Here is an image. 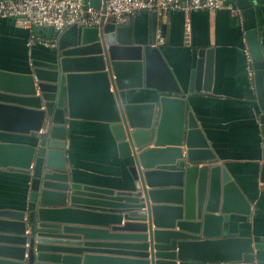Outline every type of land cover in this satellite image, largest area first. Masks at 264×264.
<instances>
[{
	"label": "water",
	"instance_id": "1",
	"mask_svg": "<svg viewBox=\"0 0 264 264\" xmlns=\"http://www.w3.org/2000/svg\"><path fill=\"white\" fill-rule=\"evenodd\" d=\"M87 1L98 9L105 0ZM237 3L264 136V37L254 2ZM54 32L49 58L31 60L28 72L0 69V132L26 140L0 141V169L28 177L22 208H0V264H264V242L224 232L225 217L248 215L250 204L186 106L185 95L200 94L202 52L185 91L154 23L145 43L103 18ZM140 90L150 100L132 101ZM69 119L107 125L130 187L72 181Z\"/></svg>",
	"mask_w": 264,
	"mask_h": 264
},
{
	"label": "crops",
	"instance_id": "2",
	"mask_svg": "<svg viewBox=\"0 0 264 264\" xmlns=\"http://www.w3.org/2000/svg\"><path fill=\"white\" fill-rule=\"evenodd\" d=\"M249 1L254 2L258 35L264 37V0ZM153 23L156 45L161 47L164 59L185 91L202 57L200 94L185 95L186 106L209 142L217 164L227 170L250 204L248 215L232 213L225 217L224 232L264 242V183L260 181L264 136L259 122L261 110L255 92L253 60L248 66L245 57L248 47L242 9L237 0H232L213 12L173 11L164 18L141 13L130 17L125 24L131 28L136 43H145ZM32 33L44 39L55 38L52 28H26L10 18H0V69L28 72L31 60L50 57L48 48L37 43L26 45ZM158 36L163 38L162 43H157ZM209 56L211 73L206 67ZM204 84L207 91L203 90ZM138 92L132 101L150 100L148 90ZM66 128V160L72 181L114 190L130 187L125 184L128 180L125 162L118 156L106 124L69 119ZM0 141L26 140L22 135L0 132ZM27 178L0 169V208H22Z\"/></svg>",
	"mask_w": 264,
	"mask_h": 264
},
{
	"label": "built area",
	"instance_id": "3",
	"mask_svg": "<svg viewBox=\"0 0 264 264\" xmlns=\"http://www.w3.org/2000/svg\"><path fill=\"white\" fill-rule=\"evenodd\" d=\"M232 0H105L100 8L94 9L87 0H0V18H10L16 24L26 27H48L62 32L72 25L98 27L103 18L115 23H126L130 17L141 13H155L164 18L173 11L188 13L197 10L209 12L221 9ZM163 38L158 36L157 43ZM34 43L48 49L55 47V38L44 39L35 34L28 36L26 45ZM248 66L250 53L245 49Z\"/></svg>",
	"mask_w": 264,
	"mask_h": 264
},
{
	"label": "trees",
	"instance_id": "4",
	"mask_svg": "<svg viewBox=\"0 0 264 264\" xmlns=\"http://www.w3.org/2000/svg\"><path fill=\"white\" fill-rule=\"evenodd\" d=\"M55 35V34H54Z\"/></svg>",
	"mask_w": 264,
	"mask_h": 264
}]
</instances>
